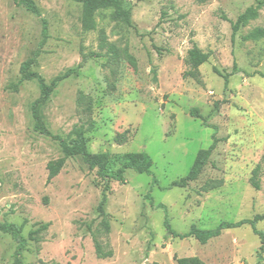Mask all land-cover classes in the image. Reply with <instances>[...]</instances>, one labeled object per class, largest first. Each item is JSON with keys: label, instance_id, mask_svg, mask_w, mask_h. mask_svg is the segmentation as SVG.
Instances as JSON below:
<instances>
[{"label": "rangeland", "instance_id": "374dc122", "mask_svg": "<svg viewBox=\"0 0 264 264\" xmlns=\"http://www.w3.org/2000/svg\"><path fill=\"white\" fill-rule=\"evenodd\" d=\"M34 1L41 15L0 0V223L23 225L26 239L18 254L17 240L0 229V264H16L18 257L22 264H177V257L191 256L205 264H264L250 225L201 244L170 235L159 206L179 233L192 224L210 229L264 214V35L249 37L264 29V4L234 39L232 29L241 13L264 0H118L122 15L99 8L90 30L83 27L81 3ZM42 19L48 38L41 47ZM194 45L209 53L200 82L184 76ZM234 64L238 70L225 88L213 68L231 72ZM25 72L47 83L66 75L40 104L44 123L68 142L83 126L88 150L108 152L111 177L103 180L75 155L48 182L47 165L63 150L60 140L34 128L41 91ZM195 107L206 123L191 115ZM124 132L127 140L118 143L115 136ZM213 136L216 147L199 177L169 187L188 174ZM143 151L153 158L152 174L127 169L125 182L112 177L126 154ZM257 165L259 189L250 181ZM206 182L217 187L205 192ZM47 222L39 242L29 237ZM257 228L264 232V219ZM95 239L110 256H98Z\"/></svg>", "mask_w": 264, "mask_h": 264}, {"label": "trees", "instance_id": "16d2710c", "mask_svg": "<svg viewBox=\"0 0 264 264\" xmlns=\"http://www.w3.org/2000/svg\"><path fill=\"white\" fill-rule=\"evenodd\" d=\"M18 4L23 5L27 8V10L31 11L36 15H41V11L34 0H16ZM82 5V24L86 30L95 29L96 27V20H95V13L99 8H108L114 7L115 8V15L120 17L123 13V10L120 6V2L118 0H75ZM264 4V1L260 2L259 7L251 6L247 8L243 13H241L237 20L232 22V29H233V39L235 38L236 33L240 30V28L246 25L249 21L254 20L259 15V9ZM43 21V30H42V41L40 46L42 47L48 38V24L46 19H42ZM264 35V29L258 28L249 34V37L258 38ZM40 52V50H39ZM38 52V53H39ZM209 59V53L204 52L200 49L197 45H194L189 51L187 55L186 62L189 66V69L186 70L184 73L185 77H191L200 82V66L207 62ZM214 72L224 79V86L225 88L228 87L230 77L235 74L238 70L236 64H234V68L231 72L222 71L217 67L213 68ZM24 77L27 79H36L40 85L41 95L40 97L34 102L33 104V117L35 119L34 128L36 131L53 137L54 139L60 140L63 155L58 159L51 160L48 165V182L56 177L63 166L66 163V160L70 156L80 155L83 158V161L91 168L97 169V174L103 180H107L110 176V167H109V154L108 152H100V153H92L88 150V142L89 137L86 136L85 128L83 126L77 127L74 130V134L76 135L70 142L66 141L65 139L60 138L59 136L53 135L47 126L44 123L42 112L40 109V104L45 103L49 97L53 94V92L58 87L59 83L66 77L65 76H58L50 83H47L45 79L36 73H29L25 72ZM82 104H85L86 97L82 95L80 97ZM88 108H90V104H87ZM191 115L195 118L203 119V122L206 123L205 118L199 113L198 108L191 109ZM214 141L211 145L200 151L197 158L195 159L190 171L188 174L180 179L174 180L169 187H186L189 185L190 182L196 180L201 172L203 171L204 167L209 163L211 154L216 147L217 140L215 136H213ZM115 140L118 143H124L127 140V133L124 132L122 134H117L115 136ZM153 166V158L147 152H130L126 154V161L118 169L117 174L114 177L115 179L125 182V171L127 169H133L139 173H147L152 174L151 168ZM260 170L261 166L257 165L254 170L252 177L250 179L251 184L259 189L260 188ZM158 180L155 176L152 179V186L156 185ZM216 184H210L206 182L202 186V190L207 192L211 189L216 188ZM110 190V185L108 181L105 183L102 191V198L98 205V211L100 214H105V207L108 200V193ZM153 203V201H151ZM160 207H163L166 211L164 225L167 232L179 238H186V237H194L199 241L201 244H206L213 238L220 236L224 230L232 229L237 227H242L244 225H250L253 229V232L258 235L261 239V246L259 248V262L262 261V253L264 252V232L257 228V223L264 219V214H257L253 218L249 219H241L238 221H222L216 227L205 229L198 227L196 224H192L190 229L185 233L177 232L171 225L169 216L167 214V209L164 204H159ZM102 227L108 233L110 231V224L106 218H103L101 222ZM50 226V222L43 223L39 225L36 229L30 230L29 237L37 242L41 240L39 234L43 231H46ZM0 229L4 232L11 233L14 238L17 240L19 244L18 254L24 249L26 244V239L22 236L23 225H15V224H6L0 223ZM96 244V251L99 257L103 258L106 256H110L111 252H104L102 245L98 240L95 239ZM177 264H205L199 257L191 256V257H177ZM16 264H22V260L20 257L17 258Z\"/></svg>", "mask_w": 264, "mask_h": 264}]
</instances>
